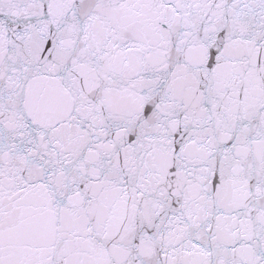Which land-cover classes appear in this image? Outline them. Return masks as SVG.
Segmentation results:
<instances>
[{
  "label": "snow or ice",
  "instance_id": "obj_1",
  "mask_svg": "<svg viewBox=\"0 0 264 264\" xmlns=\"http://www.w3.org/2000/svg\"><path fill=\"white\" fill-rule=\"evenodd\" d=\"M0 264H264V0H0Z\"/></svg>",
  "mask_w": 264,
  "mask_h": 264
}]
</instances>
